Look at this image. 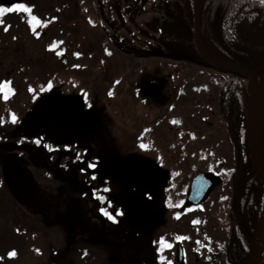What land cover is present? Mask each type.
<instances>
[{
	"label": "rangeland",
	"instance_id": "1",
	"mask_svg": "<svg viewBox=\"0 0 264 264\" xmlns=\"http://www.w3.org/2000/svg\"><path fill=\"white\" fill-rule=\"evenodd\" d=\"M189 1L0 5L31 9L0 13V264H132L140 240L179 264L177 239L184 264H209L226 243L237 161L219 76L158 55H190ZM197 172L215 185L191 206Z\"/></svg>",
	"mask_w": 264,
	"mask_h": 264
},
{
	"label": "trees",
	"instance_id": "2",
	"mask_svg": "<svg viewBox=\"0 0 264 264\" xmlns=\"http://www.w3.org/2000/svg\"><path fill=\"white\" fill-rule=\"evenodd\" d=\"M188 1V0H187ZM198 13L201 45L216 58L236 61L250 71L264 67V0H199ZM190 3L191 20L188 47L190 55L204 60L196 45L193 21V0ZM188 11V10H187ZM185 18L188 20V15ZM189 49H186L187 51ZM219 76V91L222 119L233 144L236 155V176L230 204L228 238L218 254L206 257L205 262L219 264L216 259L224 258L225 264H249L252 257L264 251V237L260 250L252 243L256 230L264 226V181L253 171L246 139V75L235 67L213 64ZM131 253L132 264H165L155 258L147 240L126 246Z\"/></svg>",
	"mask_w": 264,
	"mask_h": 264
},
{
	"label": "water",
	"instance_id": "3",
	"mask_svg": "<svg viewBox=\"0 0 264 264\" xmlns=\"http://www.w3.org/2000/svg\"><path fill=\"white\" fill-rule=\"evenodd\" d=\"M15 0H0L3 4H11ZM194 24L196 29V35L199 38V24H198V13L196 11V4L194 7ZM204 55V54H203ZM210 62L217 64H224L228 66H234L243 74L248 76L247 82V93L248 102L246 104V139H247V150H249V160L253 171L264 181V81L260 83L258 79L262 76L264 68H260L255 72H251L245 66L236 63L235 61H218L213 58L204 55ZM176 60L186 59L184 57H174ZM190 60V59H189ZM262 117L258 119L257 115ZM1 146V144H0ZM74 174L73 170L69 171V174ZM60 174V172H58ZM72 185L75 189L81 188L80 183L75 178H71ZM214 178L209 174L196 173L191 178L189 188L187 192V200L189 203L196 205L202 199L205 198L207 192L214 185ZM176 255L175 260L179 263H184V249H182L181 241L178 240L176 243Z\"/></svg>",
	"mask_w": 264,
	"mask_h": 264
},
{
	"label": "snow or ice",
	"instance_id": "4",
	"mask_svg": "<svg viewBox=\"0 0 264 264\" xmlns=\"http://www.w3.org/2000/svg\"><path fill=\"white\" fill-rule=\"evenodd\" d=\"M13 11H23V12H26V13H30L31 12V9L26 7L24 4H15L13 5L12 7L10 8H2L0 7V13H5V12H13ZM32 21H37V18L36 17H32ZM7 30V29H5ZM49 87H51V83L49 82ZM0 90H4V98L7 99V96H8V93L11 92V89L9 88L8 86V83L5 82L2 86H0ZM30 91L32 89H29ZM109 95H111V93H109ZM16 116L13 114L11 116V121L13 123L16 122ZM2 122V121H0ZM42 140L40 138H38L37 140H35V143L36 144H41ZM89 167H95L94 164H89ZM95 178V177H93ZM105 191H107V189H105ZM99 199V197H97ZM104 215L107 216L109 219L113 220V222H115V217L112 215V213L108 212V211H104ZM161 241L163 242V238H161ZM199 243V242H198ZM169 248L172 247L171 244H168L167 245ZM15 255V252H10L9 253V256H14ZM170 264V262H169Z\"/></svg>",
	"mask_w": 264,
	"mask_h": 264
},
{
	"label": "bare ground",
	"instance_id": "5",
	"mask_svg": "<svg viewBox=\"0 0 264 264\" xmlns=\"http://www.w3.org/2000/svg\"><path fill=\"white\" fill-rule=\"evenodd\" d=\"M257 118L262 119V117L259 115V112H258ZM252 264H264V257L260 261L253 262Z\"/></svg>",
	"mask_w": 264,
	"mask_h": 264
},
{
	"label": "flooded vegetation",
	"instance_id": "6",
	"mask_svg": "<svg viewBox=\"0 0 264 264\" xmlns=\"http://www.w3.org/2000/svg\"><path fill=\"white\" fill-rule=\"evenodd\" d=\"M205 66L208 67V68H210V69H212V67H213V63H212V64L207 63V64H205Z\"/></svg>",
	"mask_w": 264,
	"mask_h": 264
}]
</instances>
